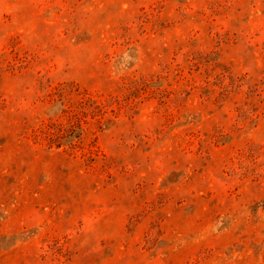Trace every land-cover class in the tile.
Masks as SVG:
<instances>
[{"label": "rangeland", "instance_id": "374dc122", "mask_svg": "<svg viewBox=\"0 0 264 264\" xmlns=\"http://www.w3.org/2000/svg\"><path fill=\"white\" fill-rule=\"evenodd\" d=\"M0 264H264V0H0Z\"/></svg>", "mask_w": 264, "mask_h": 264}]
</instances>
